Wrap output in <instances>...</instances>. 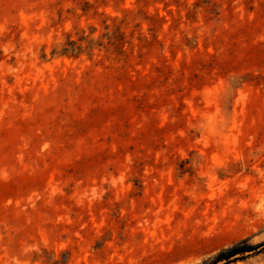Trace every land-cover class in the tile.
I'll use <instances>...</instances> for the list:
<instances>
[{
	"label": "rangeland",
	"instance_id": "1",
	"mask_svg": "<svg viewBox=\"0 0 264 264\" xmlns=\"http://www.w3.org/2000/svg\"><path fill=\"white\" fill-rule=\"evenodd\" d=\"M264 264V0H0V264Z\"/></svg>",
	"mask_w": 264,
	"mask_h": 264
},
{
	"label": "trees",
	"instance_id": "2",
	"mask_svg": "<svg viewBox=\"0 0 264 264\" xmlns=\"http://www.w3.org/2000/svg\"><path fill=\"white\" fill-rule=\"evenodd\" d=\"M261 246H264V244H262ZM257 248V246H249L245 243L236 244L231 248L224 250L220 254H218L212 264L230 262L232 261V259H236L237 257L243 256L246 253L256 250Z\"/></svg>",
	"mask_w": 264,
	"mask_h": 264
}]
</instances>
